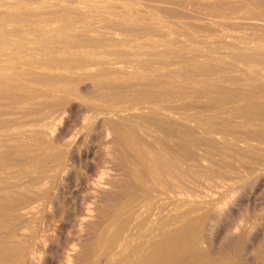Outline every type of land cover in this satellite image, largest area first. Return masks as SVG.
Here are the masks:
<instances>
[{"label": "rangeland", "instance_id": "374dc122", "mask_svg": "<svg viewBox=\"0 0 264 264\" xmlns=\"http://www.w3.org/2000/svg\"><path fill=\"white\" fill-rule=\"evenodd\" d=\"M0 20V174L9 177L0 176V241L11 244L14 236L13 244L27 247L19 261L0 264H113L145 242L157 221L123 236L108 255L98 250L113 210L134 195L146 203H175L173 214L196 208L193 216L206 217L202 248L215 256L228 251L240 264H264V113L258 112L264 110V0H0ZM87 21L94 25L88 41L102 45L85 42L76 50L101 57L68 64L73 71L43 59L49 46L42 32L58 37L61 25L77 32ZM135 103L172 111L167 129L175 135L167 140L157 128L147 137L157 151L165 149L160 168L172 170L159 186L143 178L109 126L108 111ZM190 114L191 123L181 120ZM211 118L216 131L204 129ZM64 150V161H39ZM132 162L140 165L137 176Z\"/></svg>", "mask_w": 264, "mask_h": 264}, {"label": "bare ground", "instance_id": "6f19581e", "mask_svg": "<svg viewBox=\"0 0 264 264\" xmlns=\"http://www.w3.org/2000/svg\"><path fill=\"white\" fill-rule=\"evenodd\" d=\"M69 3V2H68ZM112 7V6H111ZM72 8V7H71ZM23 9V8H22ZM74 10V9H73ZM20 13V12H19ZM26 13V12H25ZM82 13V12H81ZM96 13V12H95ZM100 13V12H99ZM124 13V12H123ZM133 13V12H132ZM16 14V13H15ZM9 16V15H8ZM5 17V16H4ZM3 17V18H4ZM7 17V16H6ZM5 17V18H6ZM10 18V17H8ZM60 18V17H59ZM89 18V16H88ZM99 18V17H98ZM82 19V18H81ZM86 19V18H84ZM83 19V20H84ZM26 20V19H25ZM2 21L3 23V20H0ZM5 21V20H4ZM7 23L8 21H12V20H8L6 19ZM77 21V20H76ZM85 21V20H84ZM105 21V20H104ZM88 22V21H87ZM86 22V23H87ZM1 23V24H2ZM5 23V22H4ZM77 23V22H76ZM96 23V22H95ZM194 23V22H193ZM66 24V23H64ZM100 24V23H99ZM5 25V24H4ZM71 25V24H70ZM69 25V26H70ZM83 25V24H81ZM97 25V23H96ZM101 25V24H100ZM142 25V24H141ZM68 25L66 26H62L60 28H58L59 32H57L59 34V36L57 37V35L54 37V36H44V32H42V36L41 38H43L45 41H46V44L49 46V51L47 50V52H45V61L46 62H51V61H54L59 63L60 65H63L65 67L68 66V64H71V66L73 67V64H80V63H84V62H87V61H92V60H95L96 57L100 54L98 52H94L93 51H88L86 49V51H77L78 49V45L81 44V43H85V42H90L88 41V39H90L88 37V35L86 34V31H91V29L94 27H92V23H89L87 25H84L82 27H77L78 30L77 32L75 30H72L71 28H69V26L67 27ZM23 27V26H21ZM26 27V26H25ZM99 28H102L100 26H98ZM115 27V26H114ZM76 28V29H77ZM104 28V27H103ZM54 29V28H53ZM95 29V28H94ZM19 30V29H18ZM17 30V32H18ZM30 30V29H29ZM93 30V29H92ZM97 30V29H95ZM42 31V30H41ZM49 31V30H48ZM53 31V30H52ZM102 31V30H101ZM7 32V31H5ZM21 32V31H20ZM27 32V31H26ZM25 32V33H26ZM76 32V33H75ZM94 32H97V31H94ZM133 32V31H132ZM143 32V31H142ZM8 33V32H7ZM6 33V34H7ZM11 33V32H9ZM15 33V32H14ZM105 33V32H103ZM137 33V32H136ZM5 34V35H6ZM17 34V33H16ZM99 34V33H98ZM112 34V33H111ZM4 35V36H5ZM39 35V34H38ZM53 35V34H52ZM135 35V34H134ZM2 36V34H1ZM10 37V36H8ZM18 37V36H17ZM116 37V36H115ZM139 37V36H138ZM146 37V36H145ZM167 37V36H166ZM1 38V37H0ZM4 38V37H3ZM2 38V39H3ZM11 38V37H10ZM9 38V39H10ZM21 38V37H20ZM27 39V37H24ZM137 38V37H136ZM140 38V37H139ZM13 39V38H12ZM15 39V38H14ZM19 39V38H18ZM143 39V38H142ZM176 39V38H175ZM183 39V38H182ZM181 39V40H182ZM185 39V38H184ZM24 40V39H22ZM36 40H39V37L36 39ZM104 40V39H103ZM125 40V39H123ZM134 40V39H133ZM41 41V39H40ZM43 41V40H42ZM98 41V40H97ZM115 41V40H114ZM197 41V40H196ZM9 42V41H7ZM6 40L3 42V44L7 43ZM39 42V41H38ZM116 42V41H115ZM136 42V41H135ZM146 42V41H145ZM170 42V41H169ZM1 43H2V40H1ZM0 43V44H1ZM90 43H93V41H91ZM96 43V44H94ZM94 46H99L100 44L102 45V43H99V45H97L98 43L97 42H94ZM104 43V42H103ZM142 45H144L142 43V41L140 42ZM140 43H136L137 46L140 44ZM226 43V42H225ZM231 43V42H230ZM42 44H44L42 42ZM45 44V45H46ZM168 44V43H167ZM214 44V43H213ZM217 44V43H216ZM229 44V43H228ZM17 45V44H16ZM39 45V43H38ZM43 45V46H45ZM64 45H69L71 48L68 49V50H63L65 48H63L62 46ZM89 45V44H88ZM105 45V44H104ZM141 45V46H142ZM147 45V44H145ZM174 45V44H173ZM82 46H85L84 44ZM87 46V45H86ZM92 46V45H91ZM228 46V45H227ZM90 47V46H89ZM88 47V48H89ZM135 46H133L134 48ZM178 47V46H177ZM43 48V47H42ZM62 48V49H61ZM69 48V47H68ZM98 48V47H97ZM32 49V48H31ZM35 49V48H34ZM77 49V50H76ZM131 49V48H130ZM208 49V48H207ZM231 49V48H230ZM15 49H13L14 51ZM17 50V49H16ZM15 50V51H16ZM42 52H43V49H40ZM45 48H44V51H46ZM81 50V49H80ZM113 50V49H112ZM111 50V51H112ZM195 50V49H194ZM12 51V52H13ZM212 51V50H211ZM224 51V50H223ZM113 52V51H112ZM116 52V51H115ZM249 52V51H248ZM14 53H17V52H14ZM109 53V52H108ZM132 53V52H131ZM217 53V52H216ZM225 53V52H224ZM238 53V52H237ZM256 53V52H255ZM259 53V52H258ZM31 54V53H29ZM103 54V52H102ZM107 54V53H106ZM114 54V53H113ZM172 54V53H171ZM221 54V53H220ZM7 55V54H6ZM5 55V57H6ZM48 55V56H47ZM105 55V54H103ZM102 55V57H103ZM238 57L241 56L242 58L243 57H248L247 59H249V57H255L256 59H258V54L257 55H253V53L249 54V53H238L237 54ZM39 56V54H38ZM101 57V54L99 55ZM120 56V55H119ZM177 56V55H176ZM8 57V56H7ZM43 57V56H42ZM99 57V58H100ZM105 57V56H104ZM108 57V56H107ZM151 57V56H150ZM159 57V56H158ZM167 57V56H166ZM171 57V56H170ZM4 58V57H3ZM26 58V57H25ZM33 58V57H32ZM39 58V57H38ZM137 58V57H136ZM169 58V57H168ZM209 58V57H208ZM262 58V57H261ZM13 59V58H12ZM105 59V58H104ZM103 59V60H104ZM114 59V58H113ZM138 59V58H137ZM166 59V58H165ZM245 58V60H247ZM11 60V59H10ZM122 60V59H121ZM129 60V59H128ZM141 60V59H140ZM149 60V59H148ZM151 60V58H150ZM159 60V58H158ZM176 60V59H175ZM242 60V59H241ZM244 60V59H243ZM244 60V61H245ZM250 60V59H249ZM252 60V59H251ZM4 61V60H3ZM17 61V60H16ZM41 61V60H40ZM44 61V60H43ZM98 61V59H97ZM102 61V60H101ZM107 61V60H106ZM198 61V59H197ZM31 62V61H30ZM37 62V61H36ZM109 62H110V59H109ZM114 62V61H113ZM38 63V62H37ZM36 63V64H37ZM43 63V62H41ZM52 63V62H51ZM73 63V64H72ZM99 63V62H98ZM111 63V62H110ZM118 63V62H117ZM116 63V64H117ZM121 63V62H120ZM230 63V62H229ZM239 63V62H238ZM26 64V63H25ZM34 64V63H33ZM50 64V63H49ZM85 65H87V63H84ZM100 64V63H99ZM102 64V63H101ZM113 64V63H112ZM115 64V63H114ZM119 64V63H118ZM124 64V63H123ZM165 64V63H164ZM175 64V63H174ZM201 64V63H200ZM240 64V63H239ZM46 66V64H44ZM51 65V64H50ZM55 65V64H54ZM53 66H48V67H54ZM58 65V64H56ZM55 65V66H56ZM81 65V64H80ZM78 65V66H80ZM106 65V64H105ZM197 65V64H196ZM234 65V64H233ZM262 65V64H261ZM41 66V65H40ZM46 66V67H47ZM101 66V65H100ZM43 67V66H42ZM70 66H68L69 68ZM75 67V65H74ZM82 67V66H81ZM143 67V66H141ZM203 67V66H202ZM13 68V67H12ZM18 68V67H17ZM44 68V67H43ZM51 68V69H52ZM57 68V66H56ZM67 68V69H68ZM71 68V67H70ZM69 68V69H70ZM77 68V67H75ZM191 68V67H190ZM5 70V68H3ZM1 69V71L3 70ZM8 69V68H7ZM14 69V68H13ZM22 69V68H21ZM55 69V67H54ZM63 69V67L61 68ZM65 69V68H64ZM80 68L78 67V70ZM253 69V68H252ZM3 70V71H4ZM73 71V68L70 69ZM182 70H183V67H182ZM262 70V69H261ZM12 71V70H11ZM27 71V70H26ZM173 71V70H172ZM16 72V71H15ZM14 72V73H15ZM92 72V71H91ZM100 72V71H99ZM105 72V71H104ZM130 72V71H129ZM182 72V71H181ZM10 73V72H9ZM23 73V72H22ZM29 73V72H28ZM21 74V73H19ZM17 74V75H19ZM175 74V73H174ZM244 74V73H243ZM31 75V74H30ZM39 75V74H38ZM96 75V74H95ZM186 75V74H185ZM246 75V74H245ZM32 76V75H31ZM35 76V75H34ZM40 76V75H39ZM43 76V75H42ZM41 76V77H42ZM63 76V75H62ZM65 76V75H64ZM86 76V75H85ZM103 76V75H102ZM247 76V75H246ZM12 77H13V74H12ZM15 77V76H14ZM37 77V76H36ZM104 77V76H103ZM162 77V76H161ZM31 78V77H29ZM40 78V77H39ZM65 78V77H64ZM71 78V77H70ZM38 79V78H37ZM134 79V78H133ZM16 80V79H15ZM26 80V79H25ZM30 80V79H29ZM35 80V79H34ZM58 80V79H57ZM152 80V79H151ZM31 81V80H30ZM48 81V80H47ZM67 81V80H66ZM37 82V81H36ZM205 82V81H204ZM1 84V83H0ZM6 84V83H5ZM25 84V83H24ZM207 84V83H206ZM4 85V84H3ZM17 85V84H16ZM44 85V83H43ZM42 85V86H43ZM100 85V84H99ZM151 85V84H150ZM172 85V84H171ZM176 85V84H175ZM186 85V84H185ZM208 85V84H207ZM140 87V86H139ZM63 90V88H62ZM116 91V90H115ZM236 91V90H235ZM106 92V91H105ZM250 92V91H248ZM26 93V92H25ZM29 93V92H28ZM119 94V92H118ZM150 94V93H149ZM121 95V94H119ZM124 95V94H123ZM143 95V94H142ZM231 95V94H230ZM241 95V94H240ZM221 96V95H220ZM239 96V95H238ZM9 97V96H7ZM45 97V96H44ZM54 97V96H53ZM113 97V96H112ZM116 97V96H115ZM223 97V96H222ZM4 98V97H3ZM35 98V97H34ZM131 98V97H130ZM158 98V97H157ZM235 98V97H234ZM242 98V96H241ZM50 99V98H49ZM69 99V98H68ZM196 99V98H195ZM219 99V98H218ZM62 100V99H61ZM116 100V99H115ZM134 100V99H133ZM156 100V99H155ZM170 100V99H169ZM1 101V100H0ZM32 101V100H31ZM126 101V100H125ZM152 101V100H151ZM183 101V100H182ZM142 102V101H141ZM147 102V101H146ZM154 103L156 101H153ZM27 103V102H26ZM34 103H37L34 102ZM33 103V105H34ZM153 103V104H154ZM230 103V102H229ZM253 103V102H252ZM257 103V102H256ZM99 104V103H98ZM104 104V103H103ZM136 105H132L130 104L129 107L125 105V107H121L119 109H114L113 110H110L108 111L107 113L110 114L108 116V122H109V126H112V128L114 129V131L119 135V144L123 150V153H127L126 156H130V158L133 160V158L135 159V161H137L140 165H141V173H142V176L144 179L148 180L149 182H151L150 184H155V183H158V186L159 184H163L161 183L163 181L164 178H167L169 175H171V171H170V167H165V168H168V169H165V170H162L160 168V163L161 162V159L163 158L162 156L165 154V149L164 147L161 146V150L160 151H157L155 148H154V145L149 143V141L147 140V137L150 136L153 132H156L157 128L158 130L160 129H163V131H165L166 134L165 135V139H171L172 136L175 135V133H172V131H169L167 129V124H168V121L172 118V111L171 109H160L159 105H156L159 106L158 108H149L151 106H148V107H145L147 106L148 104H152L151 103H147L145 106L144 104H138V103H135ZM18 105V104H17ZM121 105V103H120ZM142 105V106H140ZM168 105V104H167ZM229 105V104H228ZM11 106V104H10ZM110 106V105H109ZM154 106V105H153ZM165 106V105H164ZM239 106V105H238ZM253 106H257V105H254L253 103ZM262 106V105H261ZM2 107V106H1ZM16 107V106H15ZM91 107V106H90ZM170 107V106H169ZM205 107V106H204ZM246 107V105H245ZM258 107V106H257ZM263 107V106H262ZM161 108H164V107H161ZM235 108V107H234ZM243 108V107H242ZM247 108V107H246ZM252 108V107H250ZM7 109V108H6ZM54 109V108H53ZM61 109V108H60ZM176 109V108H175ZM192 109V108H191ZM213 109V108H211ZM254 109V108H252ZM108 110V109H107ZM174 110V109H173ZM186 110V109H185ZM184 110V111H185ZM216 110V109H215ZM242 110V109H241ZM240 109L239 111L242 112ZM247 109H245V112L249 111V107H248V110L246 111ZM29 111V110H28ZM175 111V110H174ZM179 111V110H178ZM191 111V110H190ZM193 111V110H192ZM211 111V110H210ZM213 111V110H212ZM220 111V110H219ZM231 111V110H230ZM229 111V112H230ZM235 111V109H234ZM39 112V111H38ZM103 112H106V111H103ZM187 112H189L187 110ZM226 112V111H225ZM236 112V111H235ZM234 112V115L236 114ZM258 112L260 113H264V110H258ZM57 113V112H56ZM178 113V112H177ZM184 113V112H183ZM190 113V112H189ZM188 113V114H189ZM239 113V112H238ZM5 114V113H4ZM43 114V113H42ZM102 114V113H101ZM176 114V113H175ZM179 114V113H178ZM203 114V113H202ZM215 114V113H214ZM217 114V113H216ZM225 114V113H224ZM222 114V115H224ZM251 114V113H250ZM257 114V113H255ZM254 114V115H255ZM49 115V114H48ZM51 115V114H50ZM94 115V114H93ZM118 116V118H114V116ZM179 115H184V114H179ZM195 115V114H194ZM201 115V114H200ZM232 115V114H231ZM260 117H261V114H259ZM257 115V116H259ZM22 116V115H21ZM32 116V115H31ZM37 116V115H36ZM174 116V115H173ZM177 116V115H176ZM191 116H193L192 114H190L189 116L187 115L186 117H182L181 120H185L187 122H190L191 123ZM244 116V115H243ZM256 116V117H257ZM180 117V116H179ZM178 117V118H179ZM206 117V116H205ZM211 117V116H210ZM234 117V116H233ZM232 117V118H233ZM241 117V116H240ZM253 117V116H252ZM7 118V117H6ZM10 118V117H9ZM34 118V117H33ZM52 118V117H51ZM55 118V117H54ZM99 118V117H98ZM105 118V117H104ZM193 118V117H192ZM199 118V117H198ZM204 118V117H203ZM202 118V120H203ZM230 118V116H229ZM228 120L232 121L230 118ZM246 118V117H245ZM43 119V118H42ZM96 119V118H95ZM106 119V120H107ZM175 119V118H173ZM201 119V118H200ZM212 119V118H211ZM220 119H225V118H221ZM226 119H227V116H226ZM243 119V118H242ZM264 119V118H263ZM87 120V119H86ZM105 120V122H106ZM177 120V119H176ZM180 120V119H179ZM200 120V121H202ZM205 120V119H204ZM216 120V119H215ZM244 120V119H243ZM77 121V120H76ZM213 121V119H212ZM227 121V120H226ZM229 121V122H230ZM238 121V120H237ZM246 121V120H245ZM244 121V122H245ZM249 121V120H248ZM251 121V120H250ZM37 122V121H36ZM96 122V121H95ZM170 122V121H169ZM178 122V121H176ZM175 122V123H176ZM184 122V121H183ZM181 123V124H184V126H186L185 123ZM204 122V121H203ZM214 122L216 123V121H213L212 123H209V122H206L204 123L205 125V128L207 131L210 130V131H216V127L214 126ZM219 122V121H218ZM217 122V123H218ZM225 122V121H224ZM247 122V121H246ZM262 122V121H261ZM180 123V122H179ZM94 124V123H93ZM171 124V123H170ZM178 124V123H177ZM220 124V123H219ZM223 124V122H222ZM36 125V123H35ZM88 125V124H87ZM158 125L160 127H158ZM173 126L175 124H172ZM171 125V126H172ZM189 125V124H188ZM253 125V124H252ZM251 125V126H252ZM255 125V124H254ZM5 126V125H4ZM25 126V125H23ZM44 126V125H43ZM50 126V125H49ZM95 126V124H94ZM172 126V127H173ZM221 126V125H220ZM3 127V126H2ZM37 127V126H36ZM41 127V126H40ZM86 127V126H85ZM90 127V126H89ZM88 127V128H89ZM146 130H145V128ZM178 127V126H177ZM188 127V129L192 126H186ZM200 127V126H198ZM202 127V126H201ZM200 127V128H201ZM227 127V126H226ZM240 127V126H239ZM254 127V126H253ZM24 128V127H23ZM45 128V127H43ZM83 128V127H82ZM169 128V127H168ZM176 128V127H174ZM179 128V127H178ZM182 128V126H181ZM196 128V127H195ZM194 128V129H195ZM25 129V128H24ZM79 129V128H78ZM111 129V128H109ZM165 129V130H164ZM170 129V128H169ZM242 129V128H241ZM244 129V128H243ZM264 129V128H263ZM20 130V129H19ZM23 130V129H22ZM26 130V129H25ZM89 130V129H88ZM103 130V129H102ZM167 130V131H166ZM173 130V129H172ZM183 131V128L181 129ZM185 130V129H184ZM187 130V129H186ZM192 130V129H191ZM196 130V129H195ZM229 130V129H227ZM232 130V129H231ZM27 131V130H26ZM113 131V130H112ZM175 131V130H174ZM194 131V130H193ZM226 131V129H225ZM253 131V130H252ZM259 131V130H258ZM15 132V131H13ZM18 132V130H17ZM46 132V131H45ZM228 132V131H227ZM226 132V133H227ZM241 132V130H240ZM260 132V131H259ZM5 133V132H4ZM10 133V132H9ZM70 133V132H69ZM79 133V132H78ZM112 133V132H111ZM162 132H160V135H161ZM164 133V132H163ZM189 133V132H188ZM187 133V134H188ZM209 133V132H208ZM216 133V132H215ZM3 134V133H2ZM8 134V133H7ZM33 134V133H32ZM35 134V133H34ZM45 134V133H44ZM214 134V133H213ZM217 134V133H216ZM228 134H230L228 132ZM227 134V135H228ZM5 135V134H4ZM40 135H42L40 133ZM77 135V133H76ZM115 135V134H114ZM154 135V134H152ZM183 136H185L184 134H182ZM239 135V134H238ZM263 135V134H262ZM7 136V135H5ZM15 136V135H14ZM44 136V135H43ZM243 136V135H242ZM9 137V136H8ZM114 137V136H113ZM176 137V136H175ZM33 138V137H32ZM76 138V137H75ZM187 138V137H186ZM256 138V137H255ZM260 138V137H259ZM106 139V138H105ZM184 139V138H183ZM188 139V138H187ZM3 140V139H2ZM6 140V139H4ZM20 140V139H19ZM117 140V139H116ZM165 140V141H167ZM118 141V140H117ZM5 142V141H4ZM12 142V141H11ZM22 142V141H21ZM169 142V141H168ZM167 142V143H168ZM239 142V141H238ZM1 144H3V141L0 142ZM19 143V142H18ZM45 143V142H44ZM16 144V143H15ZM41 144V143H40ZM71 144V143H70ZM118 144V143H117ZM157 144V143H156ZM164 144V143H163ZM171 144V143H170ZM39 145V144H38ZM68 145V144H67ZM166 145V144H165ZM192 146V145H191ZM2 147V146H1ZM69 147V145H68ZM157 147V146H156ZM200 147V146H199ZM4 148V147H3ZM61 148V147H60ZM50 149V148H48ZM47 149V150H48ZM56 149V148H55ZM64 149V148H62ZM67 149V148H66ZM70 149V148H69ZM212 149V148H211ZM4 150V149H3ZM9 150V149H8ZM52 150V149H51ZM168 150V149H167ZM191 150V149H190ZM209 150V149H208ZM59 151V150H58ZM186 151V150H185ZM196 151V150H195ZM227 151V150H226ZM48 152V151H47ZM205 152V151H204ZM176 153V152H175ZM187 153V152H186ZM207 153V152H206ZM36 154V153H35ZM119 154V153H118ZM122 154V153H121ZM208 154V153H207ZM42 155V154H41ZM46 156H44V158H41L39 161H43V162H46L50 160H61V161H64L65 158H66V151H60V152H50L48 154H45ZM78 155V154H77ZM76 155V156H77ZM107 155V154H106ZM181 155V154H180ZM236 155V154H235ZM1 156V155H0ZM127 156V157H128ZM133 156V157H131ZM187 156V155H186ZM198 156V155H197ZM257 156V155H256ZM43 157V155H42ZM162 157V158H161ZM212 157V155H211ZM5 158V156H4ZM8 158V157H7ZM122 158V157H121ZM126 158V157H124ZM129 158V157H128ZM129 158V159H130ZM10 159V158H9ZM8 159V160H9ZM104 159V158H103ZM117 159V158H116ZM128 159V160H129ZM130 159V160H131ZM191 159V158H190ZM7 160V162H8ZM127 160V161H128ZM165 162L168 160H166V158H164ZM53 161V163H54ZM27 162V161H26ZM52 162V161H51ZM60 162V161H59ZM136 162L137 166H140L138 165V163ZM176 162V161H175ZM260 162V161H259ZM52 163V164H53ZM210 163V162H209ZM46 164V163H45ZM131 164V163H130ZM136 164H134V162H132V166L130 167L133 171H134V174L137 176L139 175L140 172L139 171V168L136 166ZM166 164V163H165ZM164 164V165H165ZM173 164V163H172ZM185 164V163H184ZM5 165H7V163L5 162ZM50 165V164H49ZM64 165V163H63ZM129 165V164H128ZM163 165V166H164ZM191 165V164H190ZM220 165V164H219ZM9 166V165H8ZM26 166V165H25ZM41 166V165H40ZM11 167V166H10ZM9 167V168H10ZM24 167V166H23ZM35 167V166H34ZM75 167V166H74ZM133 167V168H132ZM7 168V172H8V169ZM37 168V167H36ZM13 169V168H11ZM21 169V168H20ZM47 169V167L45 168ZM164 169V168H163ZM174 169V168H172ZM207 169V168H206ZM255 169V168H254ZM6 170V168H5ZM14 170V169H13ZM36 169L34 168L33 171H35ZM49 170V169H48ZM54 170V169H53ZM56 170V168H55ZM16 172V171H15ZM25 172V171H24ZM176 172V171H175ZM178 172V171H177ZM185 172V171H184ZM6 173V172H5ZM17 173V172H16ZM37 173H39L37 171ZM41 173V172H40ZM46 173V171L43 172V174ZM2 174V173H1ZM0 176L2 177L3 179V175ZM48 174V173H47ZM133 174V173H132ZM180 174V173H179ZM205 174V173H204ZM6 175V174H5ZM184 176V174H182ZM243 175V174H242ZM135 176V178H136ZM179 176V175H178ZM182 176V177H183ZM203 176V175H202ZM140 177V176H138ZM223 177V176H222ZM9 178V177H7ZM7 178L3 180H7ZM134 178V179H135ZM176 178V177H175ZM181 178V177H180ZM186 178V177H185ZM184 178V179H185ZM230 178V177H229ZM232 178V177H231ZM1 179V178H0ZM36 179V178H35ZM171 179V178H170ZM173 179V178H172ZM171 179V180H172ZM183 179V180H184ZM187 179V178H186ZM213 179V178H212ZM227 179V178H226ZM41 180V179H40ZM121 180V179H120ZM139 180L141 181V178H139ZM138 180V181H139ZM165 180V179H164ZM167 180V179H166ZM237 180V179H236ZM122 181V180H121ZM143 181V179H142ZM185 181V180H184ZM231 181V180H230ZM4 182V181H3ZM42 182V181H41ZM90 182V181H89ZM119 182V181H118ZM131 182V181H130ZM160 182V183H159ZM164 182V181H163ZM167 182V181H166ZM187 182V181H186ZM35 183V182H34ZM92 183V182H91ZM98 183V182H97ZM170 183V182H168ZM239 183V182H238ZM31 184V183H30ZM99 184V183H98ZM103 184V183H102ZM107 184V183H106ZM110 184V182H109ZM119 184V183H118ZM144 184V183H143ZM167 184V183H166ZM172 184V183H171ZM191 184V183H190ZM127 185V184H126ZM227 185V184H226ZM2 186V185H1ZM0 186V187H1ZM107 186V185H106ZM149 186V185H148ZM162 186V185H161ZM164 186H167V185H164ZM170 186H173V185H170ZM99 187L102 188V186L100 185ZM108 187V186H107ZM107 187H103V188H107ZM125 187V186H124ZM123 187V188H124ZM154 187V186H153ZM152 187V188H153ZM90 188V187H89ZM146 188V187H145ZM126 189V188H124ZM169 189V188H168ZM26 190V189H25ZM108 190V189H106ZM142 190V189H141ZM149 190V189H148ZM148 190H147V193H148ZM173 190V189H172ZM166 192L168 190H165ZM10 192V191H9ZM92 192V191H91ZM222 192V191H221ZM29 193V191H28ZM105 193V192H104ZM145 193V195L147 194ZM151 193V192H150ZM148 193V194H150ZM159 193V192H158ZM97 194V193H96ZM126 194V193H125ZM147 194V195H148ZM168 194V193H167ZM172 194V192L170 193ZM133 195V193H132ZM153 194H151L152 196ZM163 194L161 193V196ZM192 195V194H191ZM130 196V195H129ZM135 196V195H134ZM134 196H131L129 197L126 202H124V205H122L121 207L117 208L116 210H113V213H112V222L106 227L104 228V230L102 231V234L100 235V238H99V244L97 245L98 247V250L100 248H104L105 249V252L106 254L108 255L109 253H111V251L117 246V244L119 243V241L122 239V237L125 235H127V239H129L130 237H132V235L136 232H140L142 230L145 229V227L149 226V223L153 222L155 220V218H157V221H156V224L155 226L153 227V224L151 225L152 227L149 228V231L148 233L146 234V241L145 242H141L140 244L136 245L132 250L131 252L129 253V255H127L126 257L118 260L116 258L113 259V264H240V262H238L236 259L232 258L231 255L228 256L227 254L229 253L227 251V254H221V255H211L208 251H206L204 248H202V244H203V239H204V224L205 223V219L206 217L205 216H193V213L196 211V208L195 209H190V210H187L184 212H181V213H177L178 211L175 209V206L174 205L175 203H146V201H142L141 198L140 199H136V197ZM140 196V195H139ZM143 196V195H142ZM144 197V196H143ZM146 197V196H145ZM168 197L167 195L165 196V198ZM138 198V196H137ZM154 198V197H152ZM156 198V197H155ZM171 198V197H170ZM167 199V198H166ZM124 200V199H123ZM168 200V199H167ZM90 201V200H89ZM141 201V202H140ZM172 201V200H171ZM201 201V200H200ZM151 202V200H150ZM157 202V201H155ZM187 202V201H186ZM117 203V202H116ZM32 204V203H31ZM189 204V203H188ZM192 204V203H191ZM173 205V208H169V206ZM210 205V204H209ZM32 206V205H31ZM120 206V205H119ZM180 206V205H179ZM182 206V205H181ZM185 206V205H183ZM189 206V205H188ZM193 206V205H192ZM202 207V206H201ZM177 208V207H176ZM181 208V207H180ZM184 208V207H182ZM186 208V207H185ZM194 208V207H193ZM205 208V207H204ZM179 209V208H178ZM2 210V209H1ZM9 210V209H8ZM173 210H176L177 212H175V214L172 213ZM168 211V212H166ZM167 214H166V213ZM204 212V211H203ZM165 213V214H164ZM111 214V213H110ZM164 214L165 217H162V218H159L160 215ZM2 219V218H1ZM0 219V220H1ZM109 219H111L109 217ZM4 223V222H3ZM3 225V224H2ZM12 226V225H11ZM147 229V228H146ZM6 231V230H5ZM16 231V230H15ZM145 231V230H144ZM24 232V231H23ZM206 233V232H205ZM13 234V233H12ZM21 234V233H20ZM3 237V235H1L0 239ZM4 237H5V234H4ZM7 237V235H6ZM11 237V236H10ZM9 237V238H10ZM23 237V236H22ZM8 238V239H9ZM12 241L15 242L16 241V238L14 239V236L12 237ZM142 238V237H141ZM7 239V238H6ZM11 239V238H10ZM9 239V240H10ZM126 239V240H127ZM2 240V239H1ZM3 240H5L3 238ZM8 240V241H9ZM20 241V240H19ZM17 241L18 243H22V242H19ZM2 241H0V260L1 261H6L8 260L9 262L10 261H15L17 260L20 256H22L24 253H27L26 252V246L23 244V245H15V243L13 244V242L10 244L9 242L5 241V243H2ZM132 242V241H131ZM17 243V244H18ZM129 245V244H128ZM25 246V247H24ZM117 248V247H116ZM96 249V248H94ZM205 251H204V250ZM119 250V249H118ZM92 251H95V250H92ZM123 251V250H122ZM223 251V250H222ZM224 252V251H223ZM226 252V251H225ZM89 253V252H88ZM222 253V252H221ZM91 254V257H92V253ZM230 254V253H229ZM89 255V254H88ZM87 255V256H88ZM23 257V256H22ZM121 257V256H120ZM87 259H89V256L86 257ZM20 259V258H19ZM22 260V259H21ZM75 260V259H74ZM86 260V259H85ZM92 260V259H91ZM90 259L88 261H91ZM19 261V260H17ZM88 261H83L84 264L85 262L87 263ZM3 263V262H2ZM90 264H96L94 262H89ZM87 263V264H89ZM13 264V263H12ZM18 264V263H17ZM83 264V263H82Z\"/></svg>", "mask_w": 264, "mask_h": 264}]
</instances>
